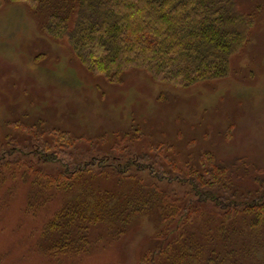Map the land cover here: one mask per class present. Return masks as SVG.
<instances>
[{
	"label": "rangeland",
	"instance_id": "rangeland-1",
	"mask_svg": "<svg viewBox=\"0 0 264 264\" xmlns=\"http://www.w3.org/2000/svg\"><path fill=\"white\" fill-rule=\"evenodd\" d=\"M74 2L0 0V143L14 152L0 165V264H145L157 248L147 264H264V221L252 226L251 211L197 205L190 184L156 182L147 172L132 177L95 168L53 178L65 161L36 158L34 169L43 174L36 173L20 148L52 147L65 135L78 161L149 152L160 174L213 168L220 184L252 197L264 187V0H237L252 19L246 40L224 75L190 85L143 67L114 76L88 68L67 37L44 27L49 11L73 12ZM67 199L83 202L93 219L97 208L100 217L89 222L83 251L52 253L64 228L47 225ZM178 239L189 249L170 250Z\"/></svg>",
	"mask_w": 264,
	"mask_h": 264
},
{
	"label": "trees",
	"instance_id": "trees-1",
	"mask_svg": "<svg viewBox=\"0 0 264 264\" xmlns=\"http://www.w3.org/2000/svg\"><path fill=\"white\" fill-rule=\"evenodd\" d=\"M71 7L73 12L69 13L59 9L49 11L44 27L51 35L67 37L74 53L88 68L114 76L131 66L143 67L156 78L185 85L224 75L230 68L232 54L246 40L252 23L251 17L239 7L237 0H75ZM63 137L55 136L54 143L50 142L52 147L40 142L33 143L32 147L20 146L27 150L23 155L29 159V167L34 169L36 158L44 162L61 158L66 167L58 169L53 177L57 179L70 178L95 168L98 172L113 170L118 175L132 177L147 172V178L156 182L163 180L183 186L190 184L197 205L206 203L219 210L251 211L256 217L252 226L264 221V187L260 190L259 186L255 188L254 192H258L252 197L245 193L238 194L240 189L238 192L235 187L232 190L231 186L220 184L221 179L213 168L204 174L199 173L197 168L185 173L160 174L161 170L154 168L155 164L148 158L149 152L123 156L110 151L86 159L81 156L78 161V157L67 152L69 150L65 146L68 147L70 140L65 135ZM48 148H52V151ZM11 149L0 143V165L12 159L14 152ZM32 154L36 157L32 158ZM208 156L204 154V158ZM34 170L36 173L42 172L41 168ZM223 170L220 168V171ZM208 175L210 179H207ZM216 177L218 179L213 181ZM151 185L155 186V183ZM190 200L193 201L192 198ZM159 202L171 206L173 199L161 198ZM82 203L67 199L48 223L46 231L64 228L59 239L48 249L50 252L66 253L73 248L81 252L90 244L87 232L93 218L86 216L88 208H83ZM93 210L95 212L91 215L98 220L101 212L97 208ZM177 213L178 208L170 215ZM165 216L168 214L163 213L162 217ZM175 227L173 234L176 237L180 234L177 233L178 226ZM160 232L165 233L166 230ZM161 244L164 245V241ZM178 244L189 249L187 243L178 239L171 243L170 250L176 249ZM157 249L148 252L147 263L156 259ZM181 254V257H188Z\"/></svg>",
	"mask_w": 264,
	"mask_h": 264
}]
</instances>
